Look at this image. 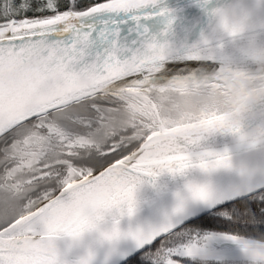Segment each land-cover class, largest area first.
Returning a JSON list of instances; mask_svg holds the SVG:
<instances>
[{
	"label": "snow or ice",
	"instance_id": "obj_1",
	"mask_svg": "<svg viewBox=\"0 0 264 264\" xmlns=\"http://www.w3.org/2000/svg\"><path fill=\"white\" fill-rule=\"evenodd\" d=\"M164 0H0V264H61L54 241L167 173L184 186L155 223L122 232L124 264H264V172L223 171V118L167 85L223 71L161 51ZM110 236L109 239H112Z\"/></svg>",
	"mask_w": 264,
	"mask_h": 264
},
{
	"label": "clouds",
	"instance_id": "obj_2",
	"mask_svg": "<svg viewBox=\"0 0 264 264\" xmlns=\"http://www.w3.org/2000/svg\"><path fill=\"white\" fill-rule=\"evenodd\" d=\"M187 5L196 10L194 17L185 16L183 7L161 17L158 48L186 47L214 59L223 71L201 74L186 86L167 85L178 105L172 115L195 110L222 117L217 125L222 170L264 172V0H187ZM117 228L118 222L101 231L99 240L115 242ZM85 232L69 237L78 242ZM94 255L85 249L74 264H92Z\"/></svg>",
	"mask_w": 264,
	"mask_h": 264
},
{
	"label": "water",
	"instance_id": "obj_3",
	"mask_svg": "<svg viewBox=\"0 0 264 264\" xmlns=\"http://www.w3.org/2000/svg\"><path fill=\"white\" fill-rule=\"evenodd\" d=\"M164 5L169 8L183 7L185 16L189 18L197 14L194 8L188 7L187 0H164ZM183 20L184 17L181 22ZM151 24L152 30L158 31L161 26L160 19L153 20ZM183 186V178L167 173L144 178L134 190V211L131 216L126 211L123 215L116 212L105 213L98 227L86 231L78 242L66 235L57 237L54 244L59 261L61 264H74L85 249H91L95 254L92 264H124L122 257L133 250L131 241L120 239L104 243L99 240L100 232L117 222L122 232L155 223L172 207Z\"/></svg>",
	"mask_w": 264,
	"mask_h": 264
}]
</instances>
